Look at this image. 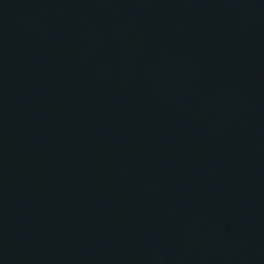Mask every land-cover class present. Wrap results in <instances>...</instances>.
<instances>
[{"label": "water", "instance_id": "95a60500", "mask_svg": "<svg viewBox=\"0 0 264 264\" xmlns=\"http://www.w3.org/2000/svg\"><path fill=\"white\" fill-rule=\"evenodd\" d=\"M0 264H264V0H0Z\"/></svg>", "mask_w": 264, "mask_h": 264}]
</instances>
